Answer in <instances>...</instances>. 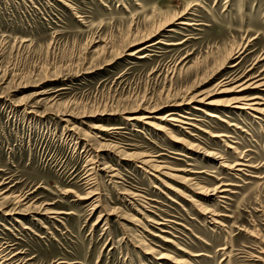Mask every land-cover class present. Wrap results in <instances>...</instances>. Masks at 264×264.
Wrapping results in <instances>:
<instances>
[{
	"label": "rangeland",
	"instance_id": "374dc122",
	"mask_svg": "<svg viewBox=\"0 0 264 264\" xmlns=\"http://www.w3.org/2000/svg\"><path fill=\"white\" fill-rule=\"evenodd\" d=\"M257 74L264 0H0V261L264 264Z\"/></svg>",
	"mask_w": 264,
	"mask_h": 264
},
{
	"label": "bare ground",
	"instance_id": "6f19581e",
	"mask_svg": "<svg viewBox=\"0 0 264 264\" xmlns=\"http://www.w3.org/2000/svg\"><path fill=\"white\" fill-rule=\"evenodd\" d=\"M183 13V12H182ZM176 16H177V13H176ZM173 20H174V18H172ZM185 23V22H184ZM167 24V23H166ZM183 24V23H182ZM188 24V23H187ZM190 24V23H189ZM162 26V25H161ZM164 27H165V25H164ZM171 29V28H170ZM160 30V29H159ZM159 32V31H158ZM149 36V35H148ZM159 42V41H158ZM155 44V43H154ZM148 46H152L151 45V43H150V45H147V47ZM143 47V46H142ZM144 48H146V46L144 47ZM139 49V48H138ZM147 49V48H146ZM149 49V48H148ZM239 49H240V47H239ZM145 50V49H144ZM144 57V56H143ZM233 65V64H232ZM236 75V74H235ZM259 74H257V75H254V76H251V77H249V78H246V80L244 81V83H242V84H240V85H238V92H241L242 90H244V89H246V88H262V86L264 87V77L263 78H259V79H253V78H255V77H257ZM244 75H239V76H234L233 77V75H232V78L230 79V81H235V80H239V78H242ZM261 77V76H260ZM227 78V77H226ZM229 80V79H228ZM225 82V81H224ZM227 82V81H226ZM229 82V81H228ZM248 82V83H247ZM223 85V84H222ZM225 90V89H224ZM232 90V89H231ZM258 90V89H257ZM261 97V96H260ZM262 98H264V97H262ZM193 99V98H192ZM258 99H259V101H258ZM196 100V99H195ZM201 100V99H200ZM260 100H264V99H260L259 97H258V95H253V96H251V97H246V96H243L242 94L241 95H237V96H235V97H233V98H230V100L229 101H227V103L229 104V106L231 105V107H233V108H235V109H239V110H245V111H250V112H252V114L253 113H259V114H264V101H260ZM189 101V100H188ZM191 101V100H190ZM179 103H181V102H179ZM187 103V102H186ZM211 103V102H210ZM183 104H185V103H183ZM181 105V104H180ZM195 109H199V107L198 106H195L194 107ZM203 111V110H202ZM205 111V110H204ZM168 113V112H167ZM167 113H165L166 114V116L168 117V121H177V119H175L174 117H173V113L172 112H170L168 115H167ZM182 114V113H181ZM207 114H209V112L208 111H206V115ZM213 113H211V114H209L210 116H213L212 115ZM256 115V114H255ZM175 116V115H174ZM258 116V115H257ZM178 117V116H177ZM260 117V116H259ZM143 118V117H142ZM166 118V117H165ZM165 118H161V119H165ZM257 118V117H256ZM262 118V117H261ZM130 119L131 120H135V119H138L137 117H130ZM141 119V118H140ZM259 119V118H258ZM264 120V119H263ZM129 121V120H128ZM180 122H181V120H180ZM183 122V121H182ZM183 123H185V122H183ZM191 124V123H190ZM232 124V123H231ZM232 126V125H231ZM100 127V126H99ZM98 127V128H99ZM95 128H97V127H95ZM105 129V128H104ZM101 130V129H100ZM103 131V130H102ZM112 132V131H111ZM216 136V135H215ZM221 136V135H220ZM149 156H151V155H149ZM148 155H143V158H141L140 159V163L142 164V165H148L149 163H151V161H152V159H150V157H149ZM140 157H141V155H140ZM155 160V159H154ZM138 161V160H137ZM156 161V160H155ZM241 162V161H240ZM239 162V163H240ZM237 164V163H236ZM151 165V164H150ZM223 165V164H222ZM147 167V166H146ZM149 168L151 169V170H153V171H156L155 169L157 168V169H161V168H163V167H161L160 165H155V164H153V165H151V167L149 166ZM155 168V169H154ZM193 172V171H192ZM219 185V184H218ZM216 187H218V186H216ZM218 189V188H217ZM217 189H213V191H216ZM224 189V188H223ZM222 189V190H223ZM207 191H209V190H205V191H203V192H207ZM202 192V191H201ZM222 192V191H221ZM224 192V191H223ZM171 198V197H170ZM197 202V201H196ZM205 210V209H204ZM207 210V209H206ZM14 211V210H13ZM12 211V212H13ZM201 211V210H200ZM211 211V210H210ZM15 212H17V211H15ZM208 212V211H207ZM5 213H7V212H5ZM11 213V212H10ZM211 213H213V212H211ZM210 213V214H211ZM7 214H9V213H7ZM208 214H209V212H208ZM215 215V214H214ZM100 217V216H99ZM212 216H210V218H211ZM214 218V217H213ZM1 249V248H0ZM3 251V250H2ZM263 251V250H262ZM149 252V251H148ZM1 253V252H0ZM3 253V252H2ZM1 253V254H2ZM0 254V255H1ZM18 254V253H17ZM163 254V253H162ZM3 256H4V253H3ZM6 256V255H5ZM9 257V256H8ZM2 257H0V259H1ZM158 259H162V258H164V256H158L157 257ZM6 259V258H5ZM5 259H2L1 261H0V264H12L10 261H9V263L5 260ZM22 263V262H21ZM16 264V263H15Z\"/></svg>",
	"mask_w": 264,
	"mask_h": 264
}]
</instances>
